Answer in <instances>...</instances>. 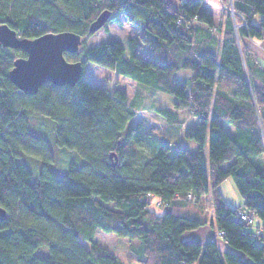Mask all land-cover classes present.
Listing matches in <instances>:
<instances>
[{
    "label": "trees",
    "instance_id": "trees-1",
    "mask_svg": "<svg viewBox=\"0 0 264 264\" xmlns=\"http://www.w3.org/2000/svg\"><path fill=\"white\" fill-rule=\"evenodd\" d=\"M231 2L245 24L236 27L228 10L216 22L205 0H0V23L29 38L71 30L85 44L104 10L107 23L141 21L144 33L128 39L129 54L112 38L67 55L138 80V97L158 89L176 98L173 106L136 107L125 90L109 93L83 75L75 85L46 81L28 94L9 78L26 52L0 44V206L7 213L0 264H121L96 240L104 232L130 240L129 263L264 264V59L247 41L264 38V0ZM142 44L158 61L138 55ZM143 109L165 125L132 123ZM183 113L196 125L186 127ZM38 117L51 120L53 142L40 134ZM178 125L197 153L183 146L172 153L168 138L156 135ZM51 144L85 161L58 175ZM228 177L242 198L236 207L220 190ZM155 198L163 213L151 207ZM242 208L261 224L240 220ZM203 226L217 229L229 249L214 239L184 240Z\"/></svg>",
    "mask_w": 264,
    "mask_h": 264
},
{
    "label": "rangeland",
    "instance_id": "rangeland-1",
    "mask_svg": "<svg viewBox=\"0 0 264 264\" xmlns=\"http://www.w3.org/2000/svg\"><path fill=\"white\" fill-rule=\"evenodd\" d=\"M174 5H178L180 0H169ZM212 2L211 8L215 11V14L217 16L216 22H218L222 16L223 10H228L230 12V15L232 16V19L234 20V23L236 27L243 24V20L239 23L237 22V15L235 14L234 10L231 8L232 6V0H210ZM232 10V11H231ZM232 12V13H231ZM143 32V26L142 22H136L134 24L129 22H124V24H119L114 21H109L106 26L104 25L99 30L93 32V35H90L86 38V45L87 46H96L101 44L104 41H108L112 38L120 39L124 42L128 51V39L131 36L142 34ZM264 39V38H263ZM262 39V40H263ZM257 40L256 38L251 39V44H254L256 48L258 49V53L261 56H264V41ZM85 44L82 43L79 50H82L85 47ZM138 55L152 59L155 61H158L159 56L158 54L152 52L149 50L148 46L146 44H142L138 51ZM66 57L69 59V61H74L76 59H82L85 60L84 64V72L83 77L87 79L89 82H91L93 85H96L97 87L101 88L102 90H105L109 93L113 92L114 89L120 88L125 90L128 93V101L129 103H132L136 107H142V106H157V107H168L173 106L176 98L165 92L158 89H151V93L149 96L145 98L138 97L137 90L140 89L143 85L136 79L129 78L127 76L121 75L116 73L114 70H111L107 67L101 66L97 63H94L92 61H89L86 59L85 56L82 57H71L69 55H66ZM177 79L181 81V75L177 76ZM147 88V87H146ZM181 119L185 121L186 127L195 126L197 123V118L187 115L186 113H183L181 116ZM51 121V120H50ZM48 120H45L43 118L38 117L36 119L37 126H40L41 129H43V132L35 129L40 132V134L43 133L45 136L48 137L49 142H53V132L50 133L51 130V122ZM144 122L146 127H150L153 130H158L156 128H161V126H164V120L162 117L157 115L153 110H141L138 113V116L135 117L132 120V123H140ZM229 126V125H228ZM177 132L172 133L168 135V127H165L163 131L157 132L156 135L158 136H165L168 138L170 145H171V152L175 153L177 151V148L179 146H183L185 148H188L191 153L195 154L197 153L199 149V145L196 141L192 139L185 138L181 133H179V129L181 128V125H178L175 127ZM183 131V128H182ZM156 138V136H155ZM158 143H156L157 145ZM52 145V144H51ZM53 152H54V162L50 163L52 169L55 171L58 175H63L68 172L69 167L71 163H75L77 166L82 165V163L85 161V159L77 152L68 148H59L56 146H53ZM28 162L33 164H37L36 166L40 165V159L35 157H29ZM30 165V164H29ZM35 171V174H38V171L33 169ZM221 193L223 194L225 200L231 204L233 207L239 206L242 203V198L240 195L239 190L236 187V184L234 182V179L232 177H228L222 184L220 185ZM151 207L155 209L158 213H163L165 211L164 207H158L157 202L158 199L155 198L152 200ZM197 231V230H194ZM191 231V232H194ZM202 231V230H201ZM204 230L203 232H205ZM214 235L219 236V232H217V229L213 230ZM199 238L198 241L205 242L207 238L203 237L204 235L198 233ZM205 238V239H204ZM196 239V238H194ZM96 240L106 248H108L110 251L117 254V256L121 259V264H138L136 262L129 263L128 262V254H130L129 250V243L130 240L128 238L119 237L114 233H111L110 235L108 233H98L96 235ZM40 254H46V249L39 250Z\"/></svg>",
    "mask_w": 264,
    "mask_h": 264
},
{
    "label": "water",
    "instance_id": "water-1",
    "mask_svg": "<svg viewBox=\"0 0 264 264\" xmlns=\"http://www.w3.org/2000/svg\"><path fill=\"white\" fill-rule=\"evenodd\" d=\"M110 16L109 10L102 11L90 23L89 33L102 28ZM83 40L82 35L71 30L46 32L35 38L23 37L8 23H0V44L22 49L27 54L14 60L9 78L20 91L28 94L38 92L46 81L75 85L83 75L84 62L82 59L69 61L66 55L79 52ZM6 218V210L0 206V220Z\"/></svg>",
    "mask_w": 264,
    "mask_h": 264
},
{
    "label": "crops",
    "instance_id": "crops-1",
    "mask_svg": "<svg viewBox=\"0 0 264 264\" xmlns=\"http://www.w3.org/2000/svg\"><path fill=\"white\" fill-rule=\"evenodd\" d=\"M205 3H206V6H207V8L211 11V13L214 15V17L215 18H217V16H216V14H215V11L211 8V4H212V2L210 1V0H205ZM251 39H247V41H248V43H249V45L252 47V48H254L255 49V51L258 53V49L256 48V46L254 45V44H251V41H250ZM257 40H262V39H257ZM262 41H264V39L262 40ZM259 54V53H258ZM263 59H264V56H261ZM202 230V231H201ZM204 230H206L205 232H203ZM213 230H215L214 228H211V227H209V226H203V227H201V228H199V229H197V231H194V232H187L186 234H184V240H186V241H190V240H194V241H198L197 239H201V238H199V236H198V233H200V234H202V235H204L203 237H205V238H207L206 240H208V239H214L215 241H216V243H217V247L221 250V251H225V250H227V249H229V246H228V244L224 241V240H222V238H221V236L219 235V236H216V235H214V233H212V232H214ZM217 232H219L218 230H217ZM194 238H196V239H194ZM204 238V239H205ZM198 242H201V241H198ZM204 242V241H203Z\"/></svg>",
    "mask_w": 264,
    "mask_h": 264
},
{
    "label": "built area",
    "instance_id": "built-area-1",
    "mask_svg": "<svg viewBox=\"0 0 264 264\" xmlns=\"http://www.w3.org/2000/svg\"><path fill=\"white\" fill-rule=\"evenodd\" d=\"M231 8H232V6H231ZM243 24H245V21L244 20H243ZM208 210H211V209L207 207L206 208V211H208ZM238 217L243 222L252 224L253 226H257V224H261V218H260V216L255 211H253V210H245V209L242 208V209H240L238 211Z\"/></svg>",
    "mask_w": 264,
    "mask_h": 264
},
{
    "label": "bare ground",
    "instance_id": "bare-ground-1",
    "mask_svg": "<svg viewBox=\"0 0 264 264\" xmlns=\"http://www.w3.org/2000/svg\"><path fill=\"white\" fill-rule=\"evenodd\" d=\"M232 11V10H231ZM232 13V12H231Z\"/></svg>",
    "mask_w": 264,
    "mask_h": 264
}]
</instances>
